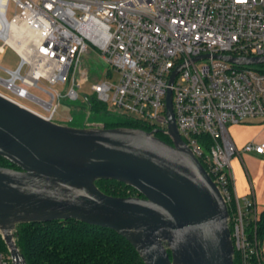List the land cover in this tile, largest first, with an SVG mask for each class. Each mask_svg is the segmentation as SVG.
Here are the masks:
<instances>
[{"label":"built area","instance_id":"built-area-1","mask_svg":"<svg viewBox=\"0 0 264 264\" xmlns=\"http://www.w3.org/2000/svg\"><path fill=\"white\" fill-rule=\"evenodd\" d=\"M9 3L13 14L7 18ZM11 23L33 36L25 40L27 59L6 42ZM0 28V53L8 47L18 59L13 69L0 67V95L51 121L62 96L52 87L67 83L64 95L76 99L88 79L80 57L90 50L109 68L105 80L90 83L89 95L119 108L118 115L164 130L169 88L178 134L227 206L233 255L238 264H264L254 202L237 199L230 167L239 152L264 156V142L237 148L227 131L264 118V71L215 57L264 56V0H0ZM202 54L207 57L192 61ZM82 98L87 101V94ZM8 261L0 255V264Z\"/></svg>","mask_w":264,"mask_h":264},{"label":"water","instance_id":"water-1","mask_svg":"<svg viewBox=\"0 0 264 264\" xmlns=\"http://www.w3.org/2000/svg\"><path fill=\"white\" fill-rule=\"evenodd\" d=\"M215 57L264 63V56ZM164 100L165 129L146 131L70 127L0 95V157L15 166H0V237L10 264H26L16 225L64 219L113 230L142 264H232L227 206L178 134L169 88ZM96 180L121 182L138 195L105 194Z\"/></svg>","mask_w":264,"mask_h":264},{"label":"trees","instance_id":"trees-1","mask_svg":"<svg viewBox=\"0 0 264 264\" xmlns=\"http://www.w3.org/2000/svg\"><path fill=\"white\" fill-rule=\"evenodd\" d=\"M256 66L264 71V63ZM92 100L96 99L87 96L89 110L92 107ZM101 104L103 103H98L97 110H100ZM117 116L114 121L93 127H136L146 131L154 129L131 117ZM154 135L165 141L163 137L166 135L160 131L155 132ZM201 165L204 166L202 163ZM0 166L15 168L2 157H0ZM95 185L103 193L112 196L138 195L133 188L114 180H96ZM255 232L262 247L264 209L257 213ZM14 241L26 264H142L132 246L113 230L73 219L18 224L14 230ZM0 255L8 256L1 237ZM7 264H10L9 261ZM232 264H238L235 255Z\"/></svg>","mask_w":264,"mask_h":264},{"label":"rangeland","instance_id":"rangeland-1","mask_svg":"<svg viewBox=\"0 0 264 264\" xmlns=\"http://www.w3.org/2000/svg\"><path fill=\"white\" fill-rule=\"evenodd\" d=\"M13 14L12 4L9 3L6 17L10 18ZM18 59L15 53L9 49L8 47L3 48V53H0V67L13 69L17 65ZM80 64L83 67L87 68V81L83 82L79 89H76L78 92V97L76 99H70L65 94L67 83L64 85H56L52 88H56L62 94L59 99L55 100L57 104L56 112L53 115L52 121L58 124L67 125L70 127H93V126H101V123L114 121L119 114L120 109L109 104L103 103L101 104L100 110H97L98 101L92 100V107L89 110L87 102L82 98L83 94L89 95V86L92 82H97L100 80H105L106 76L104 75L105 70L108 69V64L105 63L94 51L90 50L89 52L82 53L80 57ZM254 66V65H251ZM112 77L111 81L116 82V74L111 71ZM0 75L5 76V73L0 69ZM3 92L8 93L6 90L1 89ZM32 93H36L40 95L42 98H45L44 95L39 93L36 89H29ZM22 103L29 105L30 107L41 110L40 107L32 102L27 100L19 99ZM132 117V115H130ZM67 117H71L69 120ZM134 117V116H133ZM229 134L232 139H234V133L230 129V126L227 127ZM242 156V154H241ZM233 159L239 160V155L236 154L233 156ZM243 160V159H242ZM239 162V161H238ZM233 162L231 167L233 168ZM239 167L247 168L248 164L245 160L243 162H239ZM264 248V243H263Z\"/></svg>","mask_w":264,"mask_h":264},{"label":"crops","instance_id":"crops-1","mask_svg":"<svg viewBox=\"0 0 264 264\" xmlns=\"http://www.w3.org/2000/svg\"><path fill=\"white\" fill-rule=\"evenodd\" d=\"M230 129L234 133V139H231L237 148L248 142H264L263 117L248 118L240 124L231 125ZM242 159L248 164L247 168L239 167ZM238 161L233 157L230 160V167L232 162L234 165L231 167L234 194L239 201L243 198L252 200L259 213L264 209V156L239 152Z\"/></svg>","mask_w":264,"mask_h":264},{"label":"bare ground","instance_id":"bare-ground-1","mask_svg":"<svg viewBox=\"0 0 264 264\" xmlns=\"http://www.w3.org/2000/svg\"><path fill=\"white\" fill-rule=\"evenodd\" d=\"M3 33L4 31L0 28V35ZM27 38L33 39V36L22 25H16L14 23L9 25V36L6 42L24 59H27L30 54V48L25 44Z\"/></svg>","mask_w":264,"mask_h":264},{"label":"flooded vegetation","instance_id":"flooded-vegetation-1","mask_svg":"<svg viewBox=\"0 0 264 264\" xmlns=\"http://www.w3.org/2000/svg\"><path fill=\"white\" fill-rule=\"evenodd\" d=\"M157 130H160V129H157ZM163 139L169 143V139L168 138L163 137Z\"/></svg>","mask_w":264,"mask_h":264}]
</instances>
